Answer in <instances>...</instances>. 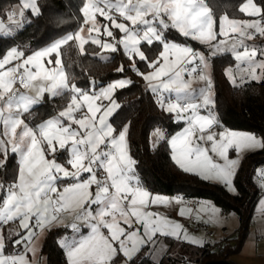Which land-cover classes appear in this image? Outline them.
Here are the masks:
<instances>
[{"label": "snow or ice", "instance_id": "snow-or-ice-1", "mask_svg": "<svg viewBox=\"0 0 264 264\" xmlns=\"http://www.w3.org/2000/svg\"><path fill=\"white\" fill-rule=\"evenodd\" d=\"M80 11L86 31L82 26L27 55L12 47L0 58V170L6 171L10 156L16 162L11 180L0 181V264H39L38 241L54 225L71 231L59 241L66 264H159L160 237L203 246L160 210L183 205V198L154 194L140 178L129 146L130 122L117 128L110 121L121 107L115 93L132 81L77 87L61 58L64 45H74L80 55H87L89 44L125 55L158 106L184 123L170 137L157 129L153 145L165 140L184 173L235 191L243 154L264 150V137L223 128L206 71L210 58L230 55L235 64L225 75L233 86L264 83V44L255 43L264 40V0H243L237 9L242 18L227 12L217 17L207 0H85ZM26 13L41 14L38 0H16L0 10V39L15 36ZM171 31L206 47L208 55L170 40ZM155 45L159 51L152 55ZM141 62L150 70L141 72ZM124 71L123 65L117 68ZM199 82L202 87H193ZM57 99L66 103L33 124L35 109ZM260 176L264 180V172ZM193 211L206 223L221 221L214 206L187 208L190 216ZM179 212L183 216L185 208ZM9 224L18 230L9 228L5 236ZM6 241L17 250L5 254Z\"/></svg>", "mask_w": 264, "mask_h": 264}, {"label": "trees", "instance_id": "trees-1", "mask_svg": "<svg viewBox=\"0 0 264 264\" xmlns=\"http://www.w3.org/2000/svg\"><path fill=\"white\" fill-rule=\"evenodd\" d=\"M5 0H0V10ZM14 1V0H12ZM85 0H38L41 14L38 17L31 16L24 27L15 36L0 39V56L11 45H20L25 54L45 48L56 40L69 33L76 32L84 25L83 15L80 9ZM217 17L227 12L230 16L239 14L238 5L243 0H207ZM168 38L186 40L175 31L168 33ZM195 48L202 47L191 41ZM257 44H264V41ZM72 42H70L71 44ZM87 55H80L77 48L72 45H64L62 61L68 65L73 82L79 88L87 90L92 81L96 86L105 85L116 77L129 74L132 83L124 89L117 90L115 99L121 107L111 117L114 127L119 128L130 122L128 140L130 151L137 161L136 170L145 186L153 193H165L169 195H182L185 198L210 199L215 202L224 214L235 211L240 225L237 237L233 243L226 242L223 250H215L214 244L205 243L197 246L192 243L176 239L166 238L169 249L161 258L159 264H184L213 262L218 264L222 260L231 261V256L239 252L248 236L255 204L262 190L255 180V173L261 164H264V150H255L247 153L240 164L234 177L237 191L231 192L222 183L210 182L200 177L184 173L174 164L170 158V146L165 140L154 144L151 141L152 131L156 127L165 130L167 136H171L180 127L181 123L174 121V116L163 111L156 103V97L146 90L145 81L136 75L131 69L129 60L122 52L103 54L109 56V60H102L95 53H103L95 45H85ZM159 51V45L150 49L155 55ZM211 61V78L215 91V110L223 127L232 129L253 131L260 137H264V83L246 82L241 86H233L226 78L225 72L228 66L234 64L230 55L213 57ZM121 65L124 72H117ZM140 71L147 70L144 63H138ZM66 100L57 99L55 104H45L35 109L33 124L39 123L49 115L54 114L56 106H63ZM16 169L15 159L10 156L5 170H0V179L10 181ZM69 233V229L61 226L47 230L42 252L47 256L48 264H66L63 249L60 247V239ZM4 235H8V229L4 227ZM7 252H14L12 245L6 241ZM151 264V261H149Z\"/></svg>", "mask_w": 264, "mask_h": 264}, {"label": "crops", "instance_id": "crops-1", "mask_svg": "<svg viewBox=\"0 0 264 264\" xmlns=\"http://www.w3.org/2000/svg\"><path fill=\"white\" fill-rule=\"evenodd\" d=\"M214 111L217 115L215 108H214ZM182 126H183V124L181 125V127ZM259 171H261V170L257 169V171L255 173V180L257 182L258 187L262 190V193H261L260 197L258 198L256 204H255V209H254L253 217L251 220L248 236L245 239L240 251L231 256V260L233 262H235L236 264H264V238H263L264 235H263V226H262L264 224V217H262V212H261V210L264 209V204H262V201H264V180H262ZM261 172H264V170ZM157 193H159V192H157ZM167 195H168L167 197H169V198L182 197L185 203L183 205H177V206H173V207H169V208H161L160 209L161 211H163L170 219H172V220L176 221L177 223H179L180 225H182L183 229H185L187 231V233L190 235V237H194L193 236L194 233H192L193 231L198 232L201 229H204V227H201L200 229L196 230L194 228V225L192 224V221L189 217L190 215L187 212V208H191L193 210H195V209L192 208L191 206L187 205V200L189 198H185L182 195H169V194H167ZM201 200H202V204L200 205V202H199L198 208H201L202 205L214 206L212 200H210V199H201ZM180 207L185 208V214L183 216L180 215V212H179ZM214 207L216 208V206H214ZM198 208H196V209H198ZM221 213H223L222 210H221ZM193 215H195V211H193V214L191 216H193ZM201 215H203V212H201ZM222 215H226V214L223 213ZM254 216H256V220H253ZM200 222L202 224H209V223L204 222V220H201ZM223 223H224V221L221 219V221L216 223V224H219V226H220V224L223 225ZM187 226H189V228ZM207 228H209V225L207 226ZM204 230L207 232L206 229H204ZM209 231H211V229H208L207 234L209 237H211L209 235ZM222 238H221V240H224L225 238L227 239V236L226 237L224 236ZM212 242L213 241H207L206 243L213 244V243H215V242L217 243L219 241H215L213 243ZM225 242H227V240H225ZM159 245L161 247H163L164 251L161 252L160 255L157 257L158 261L161 260V258L166 254V252L169 249V244H168V241L165 237H160ZM215 250H218V249H215ZM184 264H192V263H184ZM193 264H200V263H193ZM214 264H218V263H214Z\"/></svg>", "mask_w": 264, "mask_h": 264}, {"label": "rangeland", "instance_id": "rangeland-1", "mask_svg": "<svg viewBox=\"0 0 264 264\" xmlns=\"http://www.w3.org/2000/svg\"><path fill=\"white\" fill-rule=\"evenodd\" d=\"M15 2H16V0H14V1H12V0H5L4 1V3L2 4V10H6V9H8L9 7H11V6H13L14 4H15ZM26 16H27V22L29 21V19H30V15H28L27 13H26ZM97 19H98V21H100L101 23H105V21H103V18L102 17H97ZM26 22V23H27ZM83 27L85 28V31H86V28H87V26L86 25H83ZM81 28V27H80ZM79 28V29H80ZM78 29V30H79ZM115 32H116V35H117V37L119 36V32H118V30H114ZM83 34V33H82ZM93 35H95V33H93ZM105 39H109V38H107V37H104ZM170 40H175L176 42H179V43H182V44H184V43H186V44H189V45H191L193 48H195L194 46H193V44H192V42L190 41V40H176V39H172V38H169ZM259 40V42H262V41H264V40H260V39H257L256 41H258ZM255 41V42H256ZM256 43H258V42H256ZM12 47H18L19 49H21V50H24V48H22L20 45H18V44H16V45H11V46H9L6 50H5V52H4V54L2 55V56H0V58H2L4 55H6L7 54V52L12 48ZM43 49V48H42ZM195 49H197L198 51H202L206 56L208 55V49L206 48V47H204V46H202V47H198V48H195ZM40 50V49H39ZM37 51V50H36ZM29 54H31V53H29ZM102 54H110V52H103ZM27 55V54H26ZM211 59V58H210ZM234 64H235V61H234ZM234 64L232 65V66H228L227 68H229V67H234ZM150 69H147V70H145V71H142V72H146V71H149ZM208 73H210V75H211V61H210V67L206 70ZM121 78H126V79H130L131 80V76L129 75V74H127V75H121V76H119V77H116L115 79H113L112 81H115V80H117V79H121ZM112 81H110V82H112ZM110 82H108V83H110ZM108 83H106L105 85H100V86H106ZM145 84H146V82H145ZM100 86H97V88H99ZM203 86V82H199V83H194L193 84V87H195V88H199V87H202ZM78 87V86H77ZM213 94H214V98H215V91H214V86H213ZM117 101V100H116ZM118 103V102H117ZM47 119V118H46ZM110 121H111V118H110ZM181 123V125L183 124V126L181 127V128H179L175 133H177V132H179V131H181L182 130V128L185 126L184 125V123L183 122H180ZM114 126V125H113ZM223 128H226V129H228V130H231V131H242V132H250V133H252V134H255V135H257L258 137H260L258 134H256L255 132H253V131H247V130H239V129H232V128H229V127H223ZM157 129H159V130H161V131H163L164 132V134H165V136L166 137H168L167 136V134H166V132H165V130L164 129H162L161 127H156L153 131H152V134H151V141H152V143L154 144V142H155V140H156V137H155V135H154V133L156 132V130ZM175 133H173L172 135H174ZM170 137V136H169ZM159 143V142H158ZM155 144H157V143H155ZM258 150V149H257ZM253 151H255V150H253ZM249 152H251V151H248V152H246V153H244L243 154V157L247 154V153H249ZM235 155H236V153L234 152V151H232V150H230V157L231 158H235ZM3 157H0V159H2ZM134 158V157H133ZM243 159V158H242ZM58 162H60V163H64V159H63V157H60L59 158V161ZM259 173H261V171H259ZM0 181H3V180H1L0 179ZM233 184H234V187H235V191H231V192H236L237 191V188H236V186H235V183H234V178H233ZM154 194H160V195H162V196H168L167 194H165V193H154ZM199 202H200V205L202 204V200L201 199H199ZM213 202V201H212ZM213 204H214V206H216V208L219 210V216L221 217V219L224 221V223H223V225H221L220 224V226H219V224H216V223H209L208 225H209V228H207V226L206 225H202L201 227H204V229H206L207 230V232H208V229H211L212 231H214V233H215V236H213V237H209L208 236V234H207V232L204 230V229H201L200 231H198V232H196V231H193L192 233H194V237H196V238H199L200 240H202L203 241V245L207 242V241H213V242H215V241H220L221 240V238L222 237H226L227 236V239L225 238L224 240H227V241H229V242H231V243H233L234 241H235V239H236V237H237V229H238V227H239V225H240V221H239V218H238V215H237V213L235 212V211H232V212H229V213H226V215H222L223 213H221V210H220V207L215 203V202H213ZM228 214V215H227ZM190 217V219H192L193 217H196L195 215H193V216H189ZM70 218H66L65 219V223H67L68 222V220H69ZM253 220H256V216H254V219ZM199 221H201V220H199ZM263 226V235H264V224L262 225ZM5 227V226H4ZM53 227H58L57 225H54V226H52L51 228H53ZM61 227H63V226H61ZM188 228H189V226H187ZM200 227V228H201ZM6 228L9 230V228H17V225H15V224H9V225H6ZM63 228H65V227H63ZM17 230H18V228H17ZM46 233H47V230L40 236V239H39V241H38V245H39V248H40V251H39V253L37 254V259H38V261H39V264H48L47 263V256H46V254H44L43 252H42V245H43V241H44V238H45V235H46ZM3 234H4V229H3ZM71 235V231H70V229H69V233L68 234H66V235H64L63 237H65V236H70ZM62 237V238H63ZM61 238V239H62ZM264 238V237H263ZM60 239V240H61ZM223 239V238H222ZM212 242V243H213ZM214 245L216 244V242L215 243H213ZM11 253H13V252H7L6 250H5V254H11ZM118 264H119V262H118ZM193 264V263H192Z\"/></svg>", "mask_w": 264, "mask_h": 264}, {"label": "built area", "instance_id": "built-area-1", "mask_svg": "<svg viewBox=\"0 0 264 264\" xmlns=\"http://www.w3.org/2000/svg\"><path fill=\"white\" fill-rule=\"evenodd\" d=\"M258 169L261 170V171H263V170H264V164H261V165L258 167ZM187 205H188V206H191V207L194 208V209H196V208H198V206H199V199H197V198H189V199L187 200ZM191 221H192V224L194 225V228H195L196 230L200 229V227H201L202 225H206V226H208V224H202L198 219H196V217H193V218L191 219ZM209 235H210L211 237L215 236L214 231H212V230L209 231ZM225 246H226V242H225V240H221V241L217 242V243L214 245V248H215V249H218V250H223V249L225 248Z\"/></svg>", "mask_w": 264, "mask_h": 264}, {"label": "water", "instance_id": "water-1", "mask_svg": "<svg viewBox=\"0 0 264 264\" xmlns=\"http://www.w3.org/2000/svg\"><path fill=\"white\" fill-rule=\"evenodd\" d=\"M221 262L225 264H233L231 261H226V260H222ZM206 264H213V262H207Z\"/></svg>", "mask_w": 264, "mask_h": 264}]
</instances>
